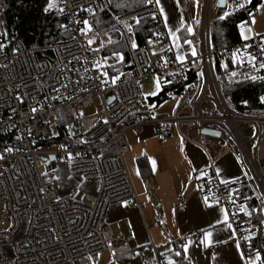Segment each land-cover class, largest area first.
Masks as SVG:
<instances>
[{
    "label": "built area",
    "instance_id": "built-area-1",
    "mask_svg": "<svg viewBox=\"0 0 264 264\" xmlns=\"http://www.w3.org/2000/svg\"><path fill=\"white\" fill-rule=\"evenodd\" d=\"M238 3L244 0H227L224 8L217 7V0L206 1L203 54L193 60L174 55L156 0L117 16L115 30L129 54L128 67L117 75H109L82 23L110 11L109 0H50L45 14L61 15L57 25L67 37L49 46L8 45L0 29V264H93L102 254L118 258L134 251L131 238L114 230L109 214L122 204L142 208L125 158L130 152L128 121L148 110L141 82L151 75H167L180 88L181 99L174 115L153 114L139 124L154 126L160 142L177 132L197 145L204 138L232 144L249 165L246 183L257 205L241 196V183L217 179L204 192V202L226 208L236 239L246 254L254 251L248 223L264 204V178L256 160L264 114L243 115L233 109L214 67L215 58L224 54L236 63L233 78L264 86V34H256L252 25L259 9ZM239 10L245 14L241 29H251V36L213 51V12L218 17L227 12V18ZM146 17L156 25L158 52L167 55L157 69L135 34V24ZM192 99V113L184 114ZM63 110L69 111L71 123L59 141ZM88 110L92 113L84 114ZM62 165L66 180L79 185L60 194L59 186L46 179ZM150 247L154 257L147 264H169L153 242Z\"/></svg>",
    "mask_w": 264,
    "mask_h": 264
},
{
    "label": "crops",
    "instance_id": "crops-1",
    "mask_svg": "<svg viewBox=\"0 0 264 264\" xmlns=\"http://www.w3.org/2000/svg\"><path fill=\"white\" fill-rule=\"evenodd\" d=\"M250 3L251 0H247L246 4ZM158 5L164 12L162 19L167 25L174 55L182 57L180 60L199 57L203 21L199 19L201 9L198 0H159ZM87 33L90 43L98 46L100 52L112 42L109 33H97L90 23ZM104 36L110 40L101 46L98 41ZM123 55L119 52L102 57L109 75L120 72L115 68L125 62ZM157 76L161 91L154 97H146L144 93L148 110L128 121L130 152L125 162L142 208L122 204L109 214L114 230L131 238L134 251L118 258L107 255L100 261L99 255L93 264H147L154 257L151 242L171 264H264V230L258 242L260 246L246 254L236 239L229 211L204 202V192L213 179L226 184L241 183L243 196V182L246 183L250 167L241 152L234 145L213 138H204L199 145L189 143L177 132L165 142H160L154 126L139 124L140 119L153 114L174 115L181 99L180 88L172 84L167 75ZM193 100L185 106L184 114L192 113ZM183 131L189 133L190 127L184 126ZM142 159L149 163L151 172L148 176H144L139 168ZM256 160L264 178V123L260 129ZM247 199L252 205L251 198ZM259 211L264 215L263 203L259 204ZM225 215L232 228H227L224 223ZM249 229L253 239L257 237V225ZM208 232L212 233L209 237L211 243H201Z\"/></svg>",
    "mask_w": 264,
    "mask_h": 264
},
{
    "label": "trees",
    "instance_id": "trees-1",
    "mask_svg": "<svg viewBox=\"0 0 264 264\" xmlns=\"http://www.w3.org/2000/svg\"><path fill=\"white\" fill-rule=\"evenodd\" d=\"M49 2L50 0H0V4L3 6L0 15V29L8 45L21 42L27 48L45 47L67 37V34L57 25L61 15L59 13L45 14ZM261 2L262 0H251L249 9L258 8ZM111 3L110 11L91 16L89 23L97 33H109L112 38L111 44L101 50V57L119 52L125 55L124 64L117 69L122 71L128 67L129 55L124 42L113 30V26L116 29V17L144 7L148 2L147 0H111ZM244 20L245 14L241 10L223 20H214L211 26L213 51L219 52L221 49L239 42L241 40V25ZM155 27L156 25L150 17L143 18L135 24L138 44L149 53L153 69H157L162 60L167 57L166 54L157 50L159 41L154 33ZM214 63L221 91L228 104L243 115L264 114V103L260 99L264 95L263 84L251 79L233 78L232 72L236 63L224 54L217 56ZM196 72L197 70L193 72V82L196 81ZM60 114L58 129L61 136L58 140L62 141L67 132V125L71 123V117L67 110H63ZM139 168L144 176H148L151 172L147 160H140ZM51 177L56 179L57 186L65 182V166L62 165L59 171L53 173ZM243 185V197L252 198L248 185L245 182ZM251 200V206L258 204L254 199ZM253 225H257V237L253 239V248L257 249L260 246L258 242L264 230V215L261 211L251 215L248 227ZM260 252L262 251L260 250Z\"/></svg>",
    "mask_w": 264,
    "mask_h": 264
},
{
    "label": "rangeland",
    "instance_id": "rangeland-1",
    "mask_svg": "<svg viewBox=\"0 0 264 264\" xmlns=\"http://www.w3.org/2000/svg\"><path fill=\"white\" fill-rule=\"evenodd\" d=\"M206 1L207 0H198V5H199V7L201 9L200 10V15H199L200 18L199 19H200V22L203 21L202 33H203V25H204V20H205V13H206ZM262 5H264V0H262L261 5L259 6L260 15L255 16L253 18V20H252L253 30H254V32L256 34H263V31H264V7H262ZM2 11H3V6L0 4V15H1ZM216 19H219V17L217 16V11H214L213 15H212V18H211V23L214 20H216ZM211 26H212V24H211ZM86 28L88 29V26ZM87 29H86V31H87ZM242 31L245 33L247 38L250 37L251 32H252L251 30H249L247 28L241 29V33H242ZM115 33H117L116 30H115ZM245 35L241 34V37L243 39H247V38H245ZM109 40H110V38L108 36H104L103 38L100 37L98 42H99V44L101 46H105L109 42ZM199 50H200L199 51V55L202 56V54H203V50H202V35L199 38ZM121 64L123 65L124 63L122 62ZM115 69H118V67H116ZM157 84L160 85L159 89H157V87H156ZM141 88H142L143 92L145 93L146 97H154V96L158 95L159 92L161 91V83H160L159 77L157 75H151L148 78L144 79L141 82ZM152 93H154V95ZM91 113H92V110H88L84 114L88 115V114H91ZM46 180H47V182H52V183L56 182V179L51 177V176L47 177ZM77 185H79V181L73 180V179H68V180L65 181V183L63 182V183H61L59 185V187H58L59 188V193L60 194L64 193L65 191L68 190V188L72 190L74 187H77ZM77 189L78 188H76V191H77ZM78 196H80V195H78ZM106 256H107V254L100 255L99 258H98L99 261L104 259V258H106ZM95 264H98V263L96 262Z\"/></svg>",
    "mask_w": 264,
    "mask_h": 264
},
{
    "label": "snow or ice",
    "instance_id": "snow-or-ice-1",
    "mask_svg": "<svg viewBox=\"0 0 264 264\" xmlns=\"http://www.w3.org/2000/svg\"><path fill=\"white\" fill-rule=\"evenodd\" d=\"M147 2L150 3L151 0H147ZM109 3H111V0H109ZM156 3L159 4V0H156ZM245 3H247V0H244V3H238V4L235 5V6H238V7H240V8H243L244 5H245ZM262 7H264V5H262ZM160 14H161V15H164L163 9H161ZM227 15H229V14H228L227 12H225L224 15H222V16L219 17V19L223 20V19L225 18V16H227ZM82 23L85 25V27L88 26V21H87V20H84ZM166 26H167V25H166ZM129 28H130V31H131V26H129ZM113 30H115V27H114V26H113ZM176 30L178 31L179 29L177 28ZM189 31H190V29H189ZM241 34H242V35H245V33H244L243 31H242ZM129 38H130V37H129ZM245 38H247L246 35H245ZM173 39H175V37H173ZM131 47H132V48H136V47H137L136 43L133 42V43L131 44ZM177 47H178V45H177ZM117 55H118V54H117ZM177 59H182V57L177 56ZM249 59H251V57H250ZM260 67H261V68H264V64H260ZM233 75H235V73H233ZM252 79H256V77H252ZM156 87H157V89H159L160 85L157 84ZM57 91H58V89H57ZM152 94L154 95V93H152ZM260 99H261L262 102H264V96H262ZM33 110H35V109H33ZM7 151H8V152H11L12 149H7ZM0 158H2V157H0ZM219 211L223 212L224 209H219ZM218 222H219V221H218ZM224 223L227 225V228H232V224L228 222V216H227V215H225V217H224ZM211 235H212L211 232L205 233V235H204V239L201 240L200 242H201V243H204L205 241H208L209 243H211V241L209 240V237H210ZM184 247H185V250H186V249H187V245H185ZM238 247H239V246H238ZM177 255H180V253H177ZM257 259H259V254H257ZM169 264H171V261H169Z\"/></svg>",
    "mask_w": 264,
    "mask_h": 264
},
{
    "label": "water",
    "instance_id": "water-1",
    "mask_svg": "<svg viewBox=\"0 0 264 264\" xmlns=\"http://www.w3.org/2000/svg\"><path fill=\"white\" fill-rule=\"evenodd\" d=\"M227 0H217V7L218 8H224L226 6ZM204 134L206 135H211V136H220L219 133H216L211 130H205Z\"/></svg>",
    "mask_w": 264,
    "mask_h": 264
}]
</instances>
